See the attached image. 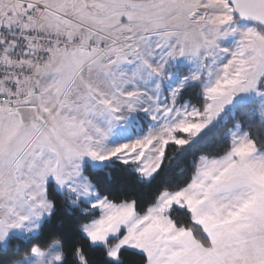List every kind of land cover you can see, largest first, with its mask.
Returning a JSON list of instances; mask_svg holds the SVG:
<instances>
[{
  "label": "snow or ice",
  "instance_id": "obj_1",
  "mask_svg": "<svg viewBox=\"0 0 264 264\" xmlns=\"http://www.w3.org/2000/svg\"><path fill=\"white\" fill-rule=\"evenodd\" d=\"M0 264H264V0H0Z\"/></svg>",
  "mask_w": 264,
  "mask_h": 264
}]
</instances>
